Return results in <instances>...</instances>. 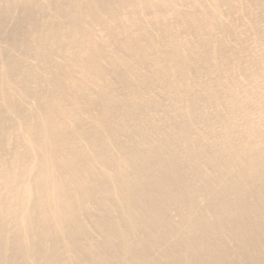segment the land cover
<instances>
[{"label":"bare ground","instance_id":"bare-ground-1","mask_svg":"<svg viewBox=\"0 0 264 264\" xmlns=\"http://www.w3.org/2000/svg\"><path fill=\"white\" fill-rule=\"evenodd\" d=\"M210 3L216 8L214 12H220L224 7L233 10L237 0H210ZM243 3L242 8L252 15L253 8L263 6L264 0H243ZM206 6L204 0H0V57L12 63L32 53L42 56L46 52L43 45L59 37L60 25L67 23L64 38L80 47L79 56L84 60L82 53L85 56L98 48V43L84 40L94 34L98 36V26L117 29L119 36L132 40L137 34L132 32L141 26L145 15L151 16L161 28L164 39L178 41L175 24H186L185 12L198 26L195 35L206 42L214 28V14ZM262 20L264 16L252 20L257 39H264ZM82 24L87 25L83 38ZM125 26L131 30L122 34ZM258 27L263 28L258 32ZM236 36L240 38L242 34ZM207 51L203 49L206 58L193 59L189 56L199 52L189 50V56H174L171 61L182 69L190 60L197 64V60L207 62ZM54 52L48 50L42 59ZM134 52L140 53L136 47ZM234 60L240 65L239 59ZM86 65L84 72L96 71V67ZM213 71L220 72L209 67L205 73ZM55 77L52 74L48 79L55 86L49 99L59 105L63 86ZM256 90L252 87L253 92ZM108 103L111 105L113 101ZM99 106L103 108L104 104ZM59 111L61 116L66 114L62 108ZM49 112H43L42 116L38 113L37 117L44 119ZM106 114L113 117L116 113L107 107ZM146 115L137 103L126 102L123 116L128 127L139 131ZM165 116L168 121L169 115ZM49 122L55 123L52 117ZM67 128L65 122L56 125L50 130L51 138L56 136L54 129L63 132ZM96 129L103 134L118 132L117 128L112 132L102 120ZM171 130L169 126L163 128L158 135L163 146L147 154L121 142L131 159L118 161L102 172V179L94 185L90 182L91 175L101 173H95L88 163L78 165L63 154L57 143L45 151L42 148L41 160L35 162L8 150L12 152L10 163L0 164V206L11 215L7 217L0 211V264H84L87 256L94 257V264H264L261 130L255 131L254 138L247 137L249 142L244 151H237L229 132L218 142L208 144L192 140L189 129L183 127L184 135L178 142L184 146L185 160L168 151L173 137ZM9 143L8 137L0 135V151L10 149ZM74 157L79 159L78 154ZM74 169L66 180L67 189L56 171L72 173ZM34 171L37 178L25 185L22 180ZM109 184L114 185L108 191ZM97 197L101 216L95 225L102 231V240L97 242V251L93 253L82 239L88 235L86 202ZM49 199L54 209L51 216L42 208L49 204Z\"/></svg>","mask_w":264,"mask_h":264},{"label":"rangeland","instance_id":"rangeland-1","mask_svg":"<svg viewBox=\"0 0 264 264\" xmlns=\"http://www.w3.org/2000/svg\"><path fill=\"white\" fill-rule=\"evenodd\" d=\"M204 1H207L206 10L214 14L212 36H207L206 42L195 35L198 26H194L189 13L185 12L186 24H175L180 36L176 38L178 41L164 39L161 28L151 16L145 15L141 26L132 32H137L132 40L119 36L117 29L98 26V36L93 33L91 39H84L99 44L96 50L87 52L85 56L88 60L84 53V60L79 56L80 47L64 38L68 31L67 23L60 25L59 37L43 45L46 52L42 56L35 53L26 57L17 56V65L0 57V135L10 141V149L0 151V164L10 163L12 152L8 150L18 152L25 159L40 161L42 148L45 151L57 143L63 154L78 165L88 163L95 173H101L99 176L91 175L90 182L94 185L102 179V172L111 169L118 161L131 159L121 142L129 143L130 149L143 154L157 151L163 146L158 135L167 126L172 127L173 135L171 150L168 151L177 154L181 160L186 158L184 146L178 142V138L184 135L183 127L189 129L192 140L208 144L218 142L229 132L234 138L233 148L244 151L248 138H254L255 131L260 129L264 135V39H257L252 31V20L264 16V5L253 8L254 13L249 15L242 8L243 0H237L233 10L224 7L220 12H214L216 8L210 0ZM261 23L264 25V20ZM85 26H80L82 38ZM122 28V34L131 30L128 26ZM260 28L263 27H258V32ZM237 34H242V37L238 38ZM135 47L140 53L134 52ZM50 49L56 52L42 59ZM203 49L208 50L207 62L197 60V64L190 60L182 69L172 64V57L184 58L189 50L199 52L188 55L193 59L206 58L203 57ZM234 59H239L240 65L235 64ZM86 64L96 67V71L84 72L88 68ZM209 67L218 68L220 72L213 71L207 75L205 71ZM50 72L62 81L61 107L49 99L55 87L48 82L52 75ZM170 83L177 85L171 87ZM252 87L257 88L256 92L252 91ZM111 100L113 103L110 105L108 102ZM128 101L137 103L147 114L141 120L139 131L124 122L123 112ZM100 104H104L103 108ZM16 105L19 109L14 110ZM107 107L116 113L113 117L106 114ZM60 108L65 110L64 116H61ZM45 111L50 112L45 113L44 119H39L38 113L42 116ZM165 115H169L168 121L164 120ZM51 117L55 123H48ZM101 120L112 132L114 128L118 132H98L96 127ZM60 121L65 122L68 128L63 132L54 129L56 136L53 139L50 130ZM77 154L79 159L74 157ZM74 171H56L67 189L69 183L66 180ZM37 174L34 171L22 180L23 183L28 184L37 178ZM113 185L109 184L106 190L113 189ZM98 199H89L85 206L88 235L82 242L93 253L97 251V242L102 240V231L95 225L101 216ZM45 205L42 208L51 216L54 209L50 199ZM0 211H4L1 206ZM3 213L7 217L11 215L10 211ZM21 217L24 219V215ZM39 233L41 230L38 228L36 234ZM85 258L87 262L84 264H94L93 256Z\"/></svg>","mask_w":264,"mask_h":264}]
</instances>
